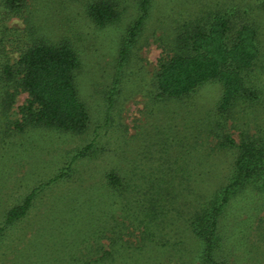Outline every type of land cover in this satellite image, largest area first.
I'll return each instance as SVG.
<instances>
[{"label":"rangeland","instance_id":"1","mask_svg":"<svg viewBox=\"0 0 264 264\" xmlns=\"http://www.w3.org/2000/svg\"><path fill=\"white\" fill-rule=\"evenodd\" d=\"M21 1V17L5 22L19 31L20 40L14 38L5 48L11 62L34 37L69 40L80 59L76 86L89 123L78 135L28 126L22 112L27 94L8 87L13 101L0 110V225L5 213L32 191L36 197L26 216L0 237V264H83L103 252L113 255L107 239L111 235L98 241L94 233L99 211L111 203L132 208L145 192L166 201L161 203L160 237L139 250L141 228L126 231L116 246L119 252L104 264H199L201 244L189 229L190 216L227 183L236 156L235 149L218 146L219 135L235 144L243 131L264 135V0H151L145 24L121 67L118 47L136 17L137 0H117L121 21L105 28L86 16L87 4L95 0ZM247 6L259 34L260 56L247 77L249 87L258 91L256 104L240 112L236 108L233 120L218 123L222 88L216 82L204 83L179 100L158 98V61L179 26L229 8L242 10L243 17ZM27 26L34 34L25 37ZM2 98L0 81V109ZM91 143L92 150L73 162ZM108 173L121 178L127 199H107ZM114 221L104 217L100 222L110 228ZM216 259L264 264V193L248 188L226 205Z\"/></svg>","mask_w":264,"mask_h":264},{"label":"trees","instance_id":"2","mask_svg":"<svg viewBox=\"0 0 264 264\" xmlns=\"http://www.w3.org/2000/svg\"><path fill=\"white\" fill-rule=\"evenodd\" d=\"M116 2L92 1L85 9L87 18L98 28L119 24L122 15L119 2ZM150 2L137 0L136 17L121 35L116 59L118 67L129 58L149 15ZM246 8L243 17L239 13L242 10L232 11L234 8H229L220 13L209 11L204 17H194L179 26L170 40L167 54L158 61V70L154 75L158 98L179 100L191 95L204 83L216 82L222 88L217 106L218 123L221 120H233L236 108L240 112L256 104L259 94L256 89L249 87L247 77L260 56L259 34L256 23L248 13L252 9L250 6ZM23 10L21 0H0V81L3 82L4 96L0 110L2 112L4 106L13 101V94L8 92L11 85L15 92L21 89L28 96L27 106L22 111L25 124L81 134L88 126L89 115L78 96L76 73L80 59L72 43L67 39L54 42L42 36L34 37L31 43L21 48L18 58L11 62L5 48L15 41L14 38L20 40L15 34L19 31L7 27L5 22L20 18ZM26 28L30 32L25 31V37L34 34L33 27ZM18 126L20 129L23 127ZM218 146L235 149L236 156L227 183L221 185L190 216L189 229L201 244L199 264H224L216 256L219 221L226 205L248 188L264 193V135L252 136L243 131L238 144L228 136L219 135ZM91 148L92 143L81 149L72 161L85 156ZM105 182L107 199H127L125 185L117 174L108 173ZM156 196L158 193L145 192L132 208L126 204L118 208L113 203L104 205L96 218L98 223L94 233L98 236L97 240L100 241L101 236L109 233L111 236L107 239L111 242V248L119 252L116 246L123 234L126 231L133 234L141 228L139 250L156 242L160 237L158 224L165 210V204L161 203L166 202ZM35 197L36 191H32L21 205L5 213L0 225V237L7 228L26 216ZM104 217L116 221L108 228L100 222ZM119 218L125 219V222H119ZM113 255L111 251L103 252L94 262L86 261L83 264H104L114 259Z\"/></svg>","mask_w":264,"mask_h":264}]
</instances>
